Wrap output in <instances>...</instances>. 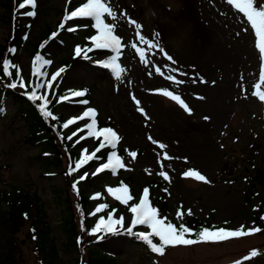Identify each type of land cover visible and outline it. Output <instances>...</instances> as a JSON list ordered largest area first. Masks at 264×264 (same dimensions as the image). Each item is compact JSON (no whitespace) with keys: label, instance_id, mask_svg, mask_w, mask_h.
I'll list each match as a JSON object with an SVG mask.
<instances>
[{"label":"rangeland","instance_id":"374dc122","mask_svg":"<svg viewBox=\"0 0 264 264\" xmlns=\"http://www.w3.org/2000/svg\"><path fill=\"white\" fill-rule=\"evenodd\" d=\"M23 1L11 0L4 9L0 0V48L4 44L1 60L9 50L11 25L20 19L25 22L21 30L23 39L11 52L10 65L23 83L32 81L35 88L43 83L45 88L37 89L39 92L45 91L48 83L64 90L66 96L59 102L58 111L64 115V122L73 121L65 128V134L71 136V141L78 140L75 145L78 157L84 159L93 147V138L85 131L92 117L82 118L90 109L96 113L95 120L100 119L101 124L108 125L105 128L118 134L115 150L127 148L121 159L124 164L121 173L82 183L90 194L103 190L105 199L113 204L115 196L108 191L109 186L115 190L118 185L124 186L123 178H130L127 182L132 189L130 195L149 181L159 179L152 195L166 199L167 216L174 223L197 217L208 218L210 227L226 230L243 226L248 231L257 227L254 212L262 206L264 217V186L252 184L251 178L257 167L264 166V101L253 93L264 92V84L255 88L260 84L264 57L256 46L258 38L254 30L242 13L228 5L227 0H106L117 13L115 32L125 46L119 61L125 72L117 80L98 63L107 58L106 50L94 49L88 53L89 58L83 57V50L92 47L89 39L96 33L81 17L71 21L64 18L82 0H36L34 9H14ZM29 11H35L36 15L23 16ZM124 12L126 16L122 15ZM130 20H135L141 28L136 29ZM106 21L112 23L111 18ZM48 27L52 32L58 30L33 51ZM156 32L160 33V46L173 57L175 64L158 48L147 49L139 41V35H143L155 42ZM133 43L146 50L147 64L141 62L131 47ZM77 47L82 49L80 56L75 53ZM37 55L50 63L39 62L35 68L33 61ZM157 67L164 75L156 73ZM61 68L64 71L52 82L51 75ZM168 76L175 80L166 79ZM177 80L182 83H176ZM85 88L90 91L87 104L71 95ZM165 91L180 96L188 110L171 97H165ZM0 110V187H22L41 197L58 248L56 264H75L78 257L84 260L91 247L115 255L118 264H264V223L258 226L260 232L246 237L168 247L163 256L127 235H109L97 240L89 233L93 240L90 246L80 243L78 248H66L61 221L63 204L56 188H67L68 158L63 155L60 165L43 169V158L37 155L39 145L26 139V126L13 116L15 108L10 96L4 99ZM161 144L165 147L161 148ZM132 152L136 153L134 158L130 156ZM227 160L238 168L219 178L215 174ZM95 168L97 165L89 160L70 174L87 177ZM190 170L199 171L209 182L186 176ZM69 198L81 226L77 198L70 191ZM99 201L98 197L94 199V203ZM135 202L136 199L130 200L124 207L118 205L113 212L104 211L99 216L105 219L109 214L114 218L122 216L127 227L133 215L130 207ZM2 206L6 205L2 203ZM188 210L192 215L187 214ZM178 211L183 213L180 220H177ZM27 227L28 224L24 225L18 232L20 264H40L33 241L26 235ZM79 230L83 238L88 237ZM254 250L260 255L251 256Z\"/></svg>","mask_w":264,"mask_h":264},{"label":"trees","instance_id":"16d2710c","mask_svg":"<svg viewBox=\"0 0 264 264\" xmlns=\"http://www.w3.org/2000/svg\"><path fill=\"white\" fill-rule=\"evenodd\" d=\"M1 3L4 9H7L11 4V0H1ZM16 8L17 7L14 6V9ZM6 19L9 21L8 16H6ZM84 19L85 25H91V18ZM24 26L25 22L20 19H17L16 23L13 21L11 25L12 33L7 41L9 50L6 51L5 55L8 59H11L13 56L10 49L13 50V48L16 47L23 39L21 30ZM49 29L50 27L47 28L46 35L43 37L44 39L41 38L40 42H36V44H34L33 51H35L36 47L45 42V38H50L52 31ZM3 50L4 44H2L0 48V67L2 66L1 57ZM9 71L11 72V75L7 74L2 67L0 69V105L6 97L10 96L12 98L15 108L13 116L20 118L26 126V139L39 145L37 155L43 158V169L49 170L55 165H60L63 155L68 158L69 163L67 166L68 173L66 174V178L67 176L70 178L66 179L67 188H56L58 198L63 204V216L61 221L63 231L66 235L64 245L66 248H78L81 243L85 247H88L93 241L89 238V233L92 234L91 230L96 225V217L91 214L94 201L88 192L89 188L82 186V183L84 181L91 183L96 180H101L106 176L114 175L115 172L111 169L92 172L84 178L81 183L75 185L73 183L74 175L72 176L70 172L73 171L74 159L78 156V152L75 149L77 141H71L70 138L66 136V131L63 127L64 115L58 111L59 100L61 99L63 93H65L64 90L53 87V89H50L49 91L40 93L33 86L32 81L25 83V87L22 89L19 87L20 80L14 72L13 67H11ZM10 83H17V88H10L8 86ZM33 90L37 92V95H46L48 97L49 105L47 106V110L53 113L55 119L44 116L43 112L40 110V105L43 104V101H34L29 98ZM83 91H85V96L81 98L89 100V89L85 88ZM102 142L103 139L101 137H93V145L95 147L99 148V145ZM126 151L127 148L122 147L119 150V154L124 156ZM94 153L95 156L91 161L100 165L101 161L108 157L110 149L106 146L104 148H100L99 151H95ZM237 168L236 163H231L227 160L222 163L215 175L220 178L228 173L231 174ZM118 173H121V170H119ZM253 173L254 174L251 178L252 184L259 183L264 186V166L257 167ZM71 176L73 178H71ZM122 180H125L126 183L121 184L129 185L127 182L130 181V178L125 177ZM158 182L159 179H154L144 185L148 188L150 203L153 207L158 209L161 214V218L166 217L168 218V221L174 223L173 220L167 216L169 207L166 199L160 195L156 197H153L152 195V188ZM130 190L132 189L130 188ZM69 191L77 198L76 208L81 226L77 224L75 219L74 209L71 206L69 198ZM99 195L101 196V201L107 205V209L117 207L118 205H122L123 207L126 205L117 199L114 204L110 205L105 199L103 191H100ZM133 196H136L134 192ZM262 202H264V198L262 199ZM2 203L6 206H2ZM160 204H162L163 207H160ZM254 213L255 221L257 222L256 226L261 227L264 223V219H261V217H263L262 206H259V209ZM26 224H28L26 235L33 241L35 251L40 257V264H56V262L59 261L58 248L54 237L51 235V225L47 219V213L43 206L41 197L35 191H29L22 187L14 186L8 189L0 187V264H20L21 258L19 255L20 246L18 241V232ZM174 224H176L177 227L180 225L177 223ZM183 224L193 230H199L203 227L211 228L208 218L191 217L183 222ZM140 227L145 231L148 230L144 226ZM79 228H81L88 237L83 238V234L80 232ZM109 235L111 234L96 233L95 237L97 240H100V236L106 237ZM129 237L136 242L146 245L143 241L131 236ZM154 241L158 243L156 238H154ZM75 264H118V261L115 255L111 256L99 247H91L89 248L88 257L81 261L79 257L76 258Z\"/></svg>","mask_w":264,"mask_h":264},{"label":"snow or ice","instance_id":"6c2138e0","mask_svg":"<svg viewBox=\"0 0 264 264\" xmlns=\"http://www.w3.org/2000/svg\"><path fill=\"white\" fill-rule=\"evenodd\" d=\"M27 5H31L34 9L36 6V0H26ZM25 3H22L20 7H25ZM227 4L230 6H234L239 13H242L244 17H246L247 23L251 26V29L254 30L255 37L258 38L257 48L259 49V53L264 57V3H261L260 0H227ZM27 15L34 16L36 15L35 11L27 12ZM122 15H127L126 12L122 13ZM91 18L94 21L93 27L96 29V35L91 37L92 47H88L83 50V57L85 59L89 58L88 53L96 50H106L105 55L106 59L102 61H98V63L107 70H110L117 80L122 78V74L125 72V68H123L120 64V58L122 55V41L121 38L115 34V26L114 22L117 21V13L113 10L111 6L106 2V0H87L86 3L83 4L82 7H78L75 11H72L69 16L66 17L67 20L71 21L73 18ZM106 18H111L112 23L106 22ZM130 23L134 24L136 29H140L141 25L137 23L135 20H130ZM61 28L64 25L60 26ZM72 30V29H69ZM139 35V34H138ZM155 37L157 38L155 42L149 39H145L143 35H139V41L147 46V49L158 48L160 53L167 58L168 61H172L173 64L176 62L173 60V57L169 55L163 47L159 44L160 33L156 32ZM132 48L136 50L139 54L141 62L147 64L149 61L146 59V50L143 48H138L135 43L131 45ZM14 51V49L12 50ZM82 49L77 47L75 49V53L77 56H80ZM37 62H42L44 65L50 63L48 60L44 59L42 56L37 55L35 57ZM11 65L5 61L4 62V71L11 75L9 68ZM64 71L63 68L59 69L56 73L51 75L50 80L55 81L57 77L61 75ZM156 73L160 75H164L161 68L157 67L155 69ZM185 75V74H181ZM166 79L175 80V77L168 76ZM176 83H182V81H175ZM214 83V82H213ZM264 84V70L261 71L260 74V84L255 85L256 89L260 88V85ZM10 88H17V83H10L8 85ZM19 87L24 88L25 85L23 80L19 82ZM45 85L43 83L37 84L36 89H43ZM48 89L52 88V84L48 83ZM73 97H83L85 96V91H73L71 93ZM165 97H171L172 100L178 101L185 110H188L186 104H184L183 100H181L180 96L174 95L171 91L163 92ZM253 95H258L259 99L264 101V92L256 91ZM34 101H43V104L40 105V110L43 112L44 116L52 117L53 113L47 110V106L49 105V99L46 95H37V92L33 90L29 97ZM84 104H87V100L81 101ZM137 103H139L137 101ZM143 111V109H140ZM190 111V110H189ZM2 112V110H0ZM95 111L87 110L83 113L82 118L92 117L91 123L87 124L88 135L91 137H103V142L99 145L97 151L100 148H104L106 146H110L112 149L117 147L119 136L118 134L111 128H103L102 130H97V121L95 120ZM204 119H208L205 117ZM73 123V121L69 120L68 123L63 125L64 128H67L69 124ZM161 148L165 147L164 145H160ZM95 156L93 153L92 156H85L83 160H81L76 168H80L81 165L86 163L89 160H92ZM131 157H135L136 153H130ZM124 164L121 162V158L117 155L115 151L112 152L111 158L107 163H104L101 168L97 169V171H104L106 169H116L123 168ZM165 179H168V176L164 173ZM186 176L194 177L197 180L204 181L208 183L206 177L200 174L199 171L190 170L186 174ZM84 178V174H81V179ZM109 192L115 196L117 200L122 201L124 204H128L133 197L129 194V189L125 186L122 188H118L113 191L111 188L108 189ZM121 193V194H117ZM107 208L106 204L99 205L96 209V212H100L102 209ZM130 212L133 214L129 226L125 227L124 217L114 218L113 214H109L107 219L104 217H100L98 223L91 230V233L95 235L96 233H104L111 234L114 236L127 235L134 237L140 241H143L153 253L159 254L163 256L165 254V249L168 247H176V246H192L199 243L205 242H219L225 241L231 238L238 237H246L254 232H260L261 229L256 227L254 229H249L245 231L243 226H241L238 230H226L225 228L219 229H210L207 227H203L199 230H193L186 226L183 223H180L179 227L171 221H167V218H161V214L157 208L153 207L149 200V191L145 189L143 192V198L140 199L135 205L130 207ZM188 215H192L191 210H188ZM183 216V213H177V220H180ZM264 219V217H261ZM138 226H144L150 231H139L136 230ZM194 237V238H193ZM104 236H100L99 239H103ZM154 238H158V243L154 242ZM260 255L259 252L253 251L251 256Z\"/></svg>","mask_w":264,"mask_h":264},{"label":"clouds","instance_id":"9594fccd","mask_svg":"<svg viewBox=\"0 0 264 264\" xmlns=\"http://www.w3.org/2000/svg\"><path fill=\"white\" fill-rule=\"evenodd\" d=\"M153 15H155V13H153ZM172 39H173V40H177V39H178V37H173Z\"/></svg>","mask_w":264,"mask_h":264}]
</instances>
